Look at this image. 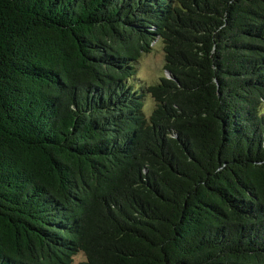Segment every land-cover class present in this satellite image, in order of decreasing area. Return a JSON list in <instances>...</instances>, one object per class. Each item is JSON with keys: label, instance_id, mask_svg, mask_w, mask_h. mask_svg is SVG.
<instances>
[{"label": "trees", "instance_id": "16d2710c", "mask_svg": "<svg viewBox=\"0 0 264 264\" xmlns=\"http://www.w3.org/2000/svg\"><path fill=\"white\" fill-rule=\"evenodd\" d=\"M80 253L264 264V0H0V264Z\"/></svg>", "mask_w": 264, "mask_h": 264}, {"label": "rangeland", "instance_id": "374dc122", "mask_svg": "<svg viewBox=\"0 0 264 264\" xmlns=\"http://www.w3.org/2000/svg\"><path fill=\"white\" fill-rule=\"evenodd\" d=\"M138 75L135 80L143 86L158 82L159 79L166 74L165 70V52L160 41L155 42L154 49L150 53H145L137 62ZM155 106V100L150 95L146 98L145 110L150 114L152 108ZM86 256L83 253L75 256L73 264H84Z\"/></svg>", "mask_w": 264, "mask_h": 264}, {"label": "water", "instance_id": "95a60500", "mask_svg": "<svg viewBox=\"0 0 264 264\" xmlns=\"http://www.w3.org/2000/svg\"><path fill=\"white\" fill-rule=\"evenodd\" d=\"M166 74H167V76L169 77V78H174L173 76H172V74L170 73V71H166ZM175 79V78H174Z\"/></svg>", "mask_w": 264, "mask_h": 264}]
</instances>
